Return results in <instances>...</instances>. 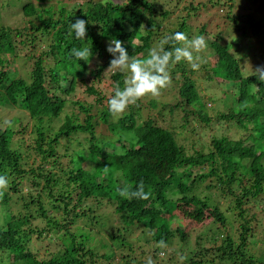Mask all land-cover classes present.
I'll return each instance as SVG.
<instances>
[{"label": "trees", "instance_id": "trees-1", "mask_svg": "<svg viewBox=\"0 0 264 264\" xmlns=\"http://www.w3.org/2000/svg\"><path fill=\"white\" fill-rule=\"evenodd\" d=\"M46 1L0 0V13L22 22L15 32L0 29V68L14 63V36L31 37L40 52L23 76L0 71V111L15 112L0 124V264H264V229L249 208L262 205L264 214V62L245 74L222 32L211 39L206 25L193 31L188 23L198 7L216 4L239 34L237 46L255 40L264 59V0L236 1L247 13L231 0H190L185 15L169 3L186 0H81L64 12ZM206 45L216 56L206 81L233 87L232 106L215 116L188 75L190 54ZM115 55L133 76L111 70L106 86L102 75ZM81 85L92 102L71 98ZM166 89L170 103L160 99ZM156 104L182 126L204 128L208 144L177 145L168 122L143 112ZM146 156L164 167L163 177ZM219 197L230 199L225 210ZM104 203L111 213L97 214ZM176 210L206 228L192 244ZM42 241L54 246L43 255L33 247Z\"/></svg>", "mask_w": 264, "mask_h": 264}, {"label": "rangeland", "instance_id": "rangeland-1", "mask_svg": "<svg viewBox=\"0 0 264 264\" xmlns=\"http://www.w3.org/2000/svg\"><path fill=\"white\" fill-rule=\"evenodd\" d=\"M50 1L51 0H47L45 3L50 2ZM52 1H57L58 2L57 5L60 6V11H63V12L70 9V6L73 5L74 2L75 3L77 2V0H52ZM78 1H79V3H77V4H81V0H78ZM189 1L190 0H186L185 2H181V5L175 6L174 1L172 3H169L165 0H160V2L169 3L170 4L169 8H171V9L174 8V10H176L177 7L180 6V11L178 12V15H185V12L182 9L183 7H181V6H183V4L186 5L187 2H189ZM201 1H205V0H193V4L194 5L199 4V3H201ZM236 1L238 2V0H233V1L231 0L228 2L231 6H234L233 10H236L237 8H239L242 13H247L248 9H246V8L243 9L242 7H239L237 5ZM198 8H199V11L198 12L194 11L193 13H191L190 18L188 19V23L191 24L192 30L195 31V29H197L198 26L201 27L202 25H206L207 31H209L211 33L208 36V38H211V39H214L215 35L218 32H222V34L224 35V42L234 45L233 47H231L230 52L235 53V54L243 57V59H244V61L242 63L243 68H244L243 72L245 74H248V73L254 72L253 70L255 69V67H256V69H258L256 66L258 59L260 62L262 61V63L264 62V59L258 58L257 53L254 52L255 44H256L255 40L252 41L254 43H248V45H246L247 48H242V43L239 46H237V43L234 40L239 36V34L235 33V32L231 33V29H230L228 23H226V22L222 23V19L220 16L224 15V13H225L224 9L221 10V8H219L216 4H213V7L211 8V10H208L207 8H204V7H198ZM9 13H11V12H9ZM13 13L14 12H12V14ZM175 13H176V11L174 12V14ZM0 15H1L0 29L2 27H5L6 25H8L9 27L11 26V28H14V32H15V29H17L18 26H22V22H20V18H21L20 14H19L20 18L16 17L17 19L14 21H11V19L14 17H10V19H8V17H7L8 12L6 13V17H4V15H2L1 13H0ZM134 16L141 18L142 13L135 11ZM30 39H31V37L26 38L24 35H19L17 37L16 36L13 37V40H14L13 44L16 47H15V52L13 54H11L9 56V58L10 59L13 58L14 63L10 67L9 63L6 62L3 66V68H0V71H9L10 72V71L16 69V70H18V73L20 76H23L26 72H29L30 66H31L32 60H33L32 58H34V56H36L37 54L40 53V52H37V49L34 47L32 40H30ZM111 45H113V44H111ZM40 46L43 47L42 45H40ZM192 47L193 46H191V48ZM206 47H207V52H200L198 55H193V53H195V52H192V54H190L191 58L188 59V62H191V64H189L188 68H190V69L194 68L195 71H193L192 73H190L188 75L197 79L198 88H200L201 90L204 89V91H203L204 96L201 97V101L203 100V97L205 100H207L208 106L206 108V111H207V113H209V115L215 116L219 112H221L220 110H223V108L227 109V108L232 106V88L233 87H229V86L223 85V84H218L219 80H217L215 78L206 81V78H207L206 75H212L211 71H209V66H207L206 63L208 62V59H209L210 64L215 65L214 63L216 61L215 55L210 57L211 56L210 53L212 52L210 46L208 47V45H206ZM40 49H42V48H39V50ZM209 51H211V52H209ZM184 52L186 53V55L189 53V51H187V50H185ZM29 56H32L30 61H28L29 64L23 65L22 59L29 57ZM115 56L116 57L114 58L113 63L109 67L105 68V71L103 72V75H102V83H104L106 86H107V84H109L111 82V80L109 79V76L111 74V70L123 69L124 71L130 73L128 71L129 67H127V64L123 63L120 60V55H115ZM7 59H8V57H7ZM95 60H97V58ZM93 61H94V59H93ZM203 63L205 65H203ZM92 64L93 63H91V62L89 63L90 68L93 67ZM59 68H61V66H59ZM132 76L133 75L131 74V77ZM87 78L92 79V77L89 75L87 76ZM216 78H219V77H216ZM172 85L173 84H171V83L166 84L167 87H170L169 90L171 93H173V91H175V93H176L177 86H174V85L172 86ZM171 87H173V88H171ZM98 89H102L101 85H98ZM167 92H169V91L166 89L165 93L164 92L160 93L161 94L160 99H161V101H163L165 103H170V102H172V100H171V97H169L166 94ZM150 97H154V96L151 95ZM71 98H73V99L81 98V99H83V101L92 102L94 97L89 98L84 91V86L81 85L76 89L75 94L73 96H71ZM129 102L130 101H128L127 103H129ZM118 103H119V101H116V104H114V103L111 104L109 106V109L115 108ZM184 109L185 108L180 107V109L178 110V113L183 114L182 111H184ZM20 112L21 111H18L17 113H20ZM75 112H79L78 108H75ZM143 112L145 114L148 113V115L152 116V117L154 115L158 124H160V125L166 126V124L168 122L167 127L169 129L173 130L174 135H175L176 144L178 143L177 145H184V147H186V146H190L192 144V146L199 147V145L201 144L202 141L206 145L209 142V140L207 139V136L204 134V128H199V130H196V129H194L195 124H193L191 122H189L187 125L182 126L179 123L180 121H179L177 114L171 112L169 110V108L164 109L159 104H156L155 106L145 105ZM159 112L162 113L163 119H167V120H161L159 115H158ZM13 114H15V112L13 110L12 111L11 110L0 111V120H1L0 124L3 125L5 121L9 120L10 117L13 116ZM118 114H120V113L119 112L115 113L116 116L115 117L113 116L114 119H116L118 117ZM233 131H234V129H232L231 131H229L230 133H228V131L226 130L223 132V134L225 136H229V134H231ZM234 136L238 137L239 131H237V133H235ZM241 136H242V134H241ZM204 137H206V139H204ZM146 159H147L148 163L152 164V167L155 170L156 174H158L160 177H163V175L165 173L164 167H161L160 169H158V168H156L158 161L154 160V158L149 157V156H146ZM213 180H214V178L212 177L211 181H213ZM27 188H29V187L26 186V184H24L22 186V189L24 192L27 191ZM216 201L219 205V208L221 210H225L226 207H228V205H229L228 203H229L230 199H229V197H219V199ZM252 204L249 205V208H251V212H254L256 214L257 220L262 223L261 227L259 229L260 230L264 229V214H263V212H260V210L263 208V206L262 205H254L253 206ZM105 205H106V203L103 204V206L101 208L102 211H100V212L98 211L97 214L108 215L111 213L112 210L108 208L109 206H105ZM104 206L106 209H104ZM104 213H106V214H104ZM0 214H2L1 210H0ZM175 214L178 215V218L181 219L183 221V224L186 225V228H188L187 232L191 236L190 237V243L191 244L194 242L197 234L206 230V228L204 229V225L202 226L203 227L202 228L201 224L195 223V221H190L186 217H184L180 210H176ZM249 215H251V214H249ZM1 217L3 218V216H1ZM203 222L204 223L208 222L206 217H205ZM202 229H204V230H202ZM250 241L252 242L253 240L250 239ZM254 244H255L256 248H259L262 246V243L260 241L254 243ZM33 247L39 249L42 255L48 249L54 248V246L49 244L47 241H42L40 243L33 242ZM103 251H105V250L103 249ZM118 255L119 254H117L116 256H118ZM159 255L163 256V254H159ZM119 257H120V255H119ZM113 261L114 262L116 261L115 263H117V259H114Z\"/></svg>", "mask_w": 264, "mask_h": 264}, {"label": "clouds", "instance_id": "clouds-1", "mask_svg": "<svg viewBox=\"0 0 264 264\" xmlns=\"http://www.w3.org/2000/svg\"><path fill=\"white\" fill-rule=\"evenodd\" d=\"M77 3H79V1L77 0Z\"/></svg>", "mask_w": 264, "mask_h": 264}]
</instances>
